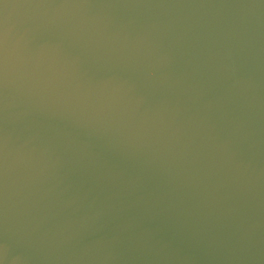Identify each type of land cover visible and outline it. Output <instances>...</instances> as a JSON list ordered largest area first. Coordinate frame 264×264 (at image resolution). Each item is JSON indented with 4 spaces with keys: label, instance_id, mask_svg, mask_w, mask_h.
<instances>
[{
    "label": "water",
    "instance_id": "water-1",
    "mask_svg": "<svg viewBox=\"0 0 264 264\" xmlns=\"http://www.w3.org/2000/svg\"><path fill=\"white\" fill-rule=\"evenodd\" d=\"M0 54L264 251V0H0Z\"/></svg>",
    "mask_w": 264,
    "mask_h": 264
}]
</instances>
